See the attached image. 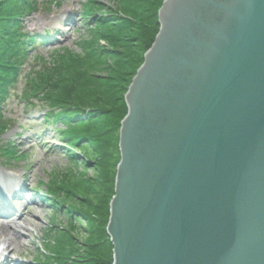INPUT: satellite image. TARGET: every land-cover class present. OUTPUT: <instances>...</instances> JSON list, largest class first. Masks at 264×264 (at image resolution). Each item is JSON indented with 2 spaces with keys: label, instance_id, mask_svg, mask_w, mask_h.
Segmentation results:
<instances>
[{
  "label": "water",
  "instance_id": "obj_1",
  "mask_svg": "<svg viewBox=\"0 0 264 264\" xmlns=\"http://www.w3.org/2000/svg\"><path fill=\"white\" fill-rule=\"evenodd\" d=\"M125 100L113 264H264V0H165Z\"/></svg>",
  "mask_w": 264,
  "mask_h": 264
},
{
  "label": "trees",
  "instance_id": "obj_2",
  "mask_svg": "<svg viewBox=\"0 0 264 264\" xmlns=\"http://www.w3.org/2000/svg\"><path fill=\"white\" fill-rule=\"evenodd\" d=\"M136 1L123 0L119 8H106L99 0H88L84 4L82 17L88 26L91 25L89 22H94L90 28L92 32L107 24L109 19L119 24L121 29L133 25L139 28L143 47L137 59L131 57L128 43L125 42L130 41V34L125 41L114 42L106 50L102 46H95L91 41L92 35L82 41L80 53L64 49L51 62L39 56L37 59L41 66L25 73L20 98L26 107L35 105L33 98L45 102L43 120L53 129L59 123L64 124V128L56 130L67 142L72 159L81 157L85 163L92 162L96 170L94 178H88L87 182L83 180L81 185L71 187L68 183L57 182L53 183L54 187L47 188L49 195L45 198L58 209L63 210L67 206L65 211L69 216L79 220L80 216L85 218L90 233L86 241L79 243L75 240V233L64 227L67 231L63 238L47 239L46 248L41 249L43 264H113L114 245L107 226L110 204L115 194L117 166L121 159V122L128 112L125 94L131 78L119 68L120 62L106 64V74L91 72L86 67L92 66L100 54L109 52L121 54L127 58V62H135L133 73L143 64L145 53L160 30L159 10L164 0H147L150 1L149 5L146 0H138L139 4ZM35 7V0H0V138L9 128V120L4 114L5 101L27 63L29 47L36 41L46 44L52 40L50 36L38 39L21 27L24 14ZM79 145H93V153L90 155L81 151L78 154L76 148ZM0 152L9 159L17 153L10 143L1 142ZM72 194L83 197L88 204L69 207L68 198H72Z\"/></svg>",
  "mask_w": 264,
  "mask_h": 264
},
{
  "label": "rangeland",
  "instance_id": "obj_3",
  "mask_svg": "<svg viewBox=\"0 0 264 264\" xmlns=\"http://www.w3.org/2000/svg\"><path fill=\"white\" fill-rule=\"evenodd\" d=\"M86 1L88 0H35V9L25 13L21 19V27L25 32L38 39L50 35L52 40L46 44L36 41L29 47L27 63L22 68L17 83L14 84V88L5 101L4 114L9 120V128L0 138V142L10 143L17 153L9 159L3 152H0V174H2L0 176L7 177L11 182L23 183L25 190L23 194L34 198L43 207L38 210L35 217L28 215L29 219L34 220V224L27 222L24 229L22 222H17L0 233V264H9L3 259L6 255L18 261L19 264H43L44 255L41 249L46 248L47 239L63 238L67 230L75 233L76 242L82 243L89 238L88 233L90 232L87 230L88 225L85 218L78 215L79 220L69 216V213L65 211L67 206H64L63 210L58 209L45 197L49 195L46 193L47 188L55 186L53 183H68L72 187L77 184L81 185L83 180L87 182L88 178H94L95 164L89 161L85 163L81 157L76 160L72 159L67 150V142L56 130L64 128V124L59 123L53 129L43 120L45 102H39L38 99L33 98L32 102L35 105L26 107L25 102L20 98L25 85L26 71L36 70L41 66V62L37 59L39 56L51 62L53 57L57 53H62L64 49L80 53L82 41L92 35L91 41L95 43V46L98 48L102 46L106 50L111 48L114 42L125 41L127 35L130 34V41L125 42L128 43L131 57L137 59L141 55L143 46L139 39L140 30L135 25L121 29L119 24L109 19L108 23L97 31H90L94 22H89L91 25L88 26L82 17ZM99 1L106 8H119L123 0ZM136 3L139 4V1L137 0ZM147 3L149 5L150 1ZM116 62H120L119 68L126 71L127 76L131 78L130 86L137 73V71L133 73L135 62H127V58L119 53L100 54L93 65H88L86 69H91V72L97 74H106L105 71H108L106 64ZM81 145L76 148L78 154L81 151L90 155L93 153V145L91 147ZM72 198H68L69 207L88 204L83 197L72 194ZM10 204L20 211L25 209V205L20 203L19 199L13 200ZM64 227L67 230H64ZM13 229L20 233L19 240L10 233Z\"/></svg>",
  "mask_w": 264,
  "mask_h": 264
},
{
  "label": "bare ground",
  "instance_id": "obj_4",
  "mask_svg": "<svg viewBox=\"0 0 264 264\" xmlns=\"http://www.w3.org/2000/svg\"><path fill=\"white\" fill-rule=\"evenodd\" d=\"M2 175V174H0ZM17 184V182L15 181ZM22 187V184L14 185L7 177L0 176V233H3L7 230L8 227H11L12 224L17 222H22V228L25 229V224L29 222L30 224H34V220L29 219L28 215L36 216L38 210L43 207L41 204L36 202V200L32 197H27L23 194L25 191ZM18 196L19 202L25 205L24 211H20L19 209L11 206V202H13V196ZM14 238L19 240L21 238L20 233L13 229L10 232ZM5 260L8 263L19 264L18 261L13 260L9 256H5Z\"/></svg>",
  "mask_w": 264,
  "mask_h": 264
}]
</instances>
